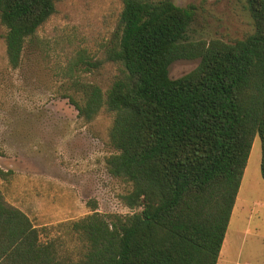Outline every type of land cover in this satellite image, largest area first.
I'll return each mask as SVG.
<instances>
[{
	"label": "trees",
	"instance_id": "trees-1",
	"mask_svg": "<svg viewBox=\"0 0 264 264\" xmlns=\"http://www.w3.org/2000/svg\"><path fill=\"white\" fill-rule=\"evenodd\" d=\"M58 0H0L9 65L57 10ZM248 28L240 38L192 41L196 5L123 0L107 59L120 74L104 93L75 81L67 98L86 122L113 115L106 159L129 186L130 214L92 213L74 222L82 242L62 257L53 242L0 193V264H217L256 136L264 180V0H235ZM199 60L172 79L178 60ZM11 171L0 168V179Z\"/></svg>",
	"mask_w": 264,
	"mask_h": 264
},
{
	"label": "rangeland",
	"instance_id": "rangeland-1",
	"mask_svg": "<svg viewBox=\"0 0 264 264\" xmlns=\"http://www.w3.org/2000/svg\"><path fill=\"white\" fill-rule=\"evenodd\" d=\"M196 5L192 41L242 37L248 28L235 0H172ZM123 0H58L56 13L26 44L19 68L8 63L0 21V193L23 211L62 257L77 255L82 242L72 224L92 213L128 215L122 196L129 186L109 175L113 115L103 109L91 122L67 98L75 81L106 93L120 74L108 61ZM199 60H178L172 79L192 72ZM261 141L255 137L217 264H264V180Z\"/></svg>",
	"mask_w": 264,
	"mask_h": 264
},
{
	"label": "crops",
	"instance_id": "crops-1",
	"mask_svg": "<svg viewBox=\"0 0 264 264\" xmlns=\"http://www.w3.org/2000/svg\"><path fill=\"white\" fill-rule=\"evenodd\" d=\"M247 167V166H246ZM246 170V169H245ZM244 174H245V172H244ZM244 177V176H243Z\"/></svg>",
	"mask_w": 264,
	"mask_h": 264
}]
</instances>
